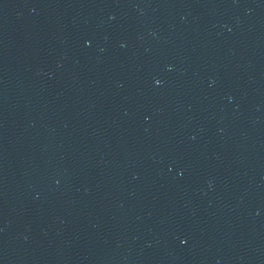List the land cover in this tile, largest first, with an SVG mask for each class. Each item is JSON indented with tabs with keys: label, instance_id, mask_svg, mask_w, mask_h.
Returning a JSON list of instances; mask_svg holds the SVG:
<instances>
[{
	"label": "water",
	"instance_id": "95a60500",
	"mask_svg": "<svg viewBox=\"0 0 264 264\" xmlns=\"http://www.w3.org/2000/svg\"><path fill=\"white\" fill-rule=\"evenodd\" d=\"M0 264H264V0H0Z\"/></svg>",
	"mask_w": 264,
	"mask_h": 264
}]
</instances>
